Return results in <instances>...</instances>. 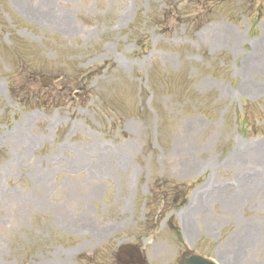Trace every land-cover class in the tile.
I'll return each mask as SVG.
<instances>
[{
    "label": "rangeland",
    "instance_id": "obj_1",
    "mask_svg": "<svg viewBox=\"0 0 264 264\" xmlns=\"http://www.w3.org/2000/svg\"><path fill=\"white\" fill-rule=\"evenodd\" d=\"M178 1H0V264H114L122 242L264 264V17L221 0L240 21L193 30ZM170 181L183 206L156 202Z\"/></svg>",
    "mask_w": 264,
    "mask_h": 264
},
{
    "label": "bare ground",
    "instance_id": "obj_2",
    "mask_svg": "<svg viewBox=\"0 0 264 264\" xmlns=\"http://www.w3.org/2000/svg\"><path fill=\"white\" fill-rule=\"evenodd\" d=\"M243 194V190H240V192H239V195H242ZM230 195V194H229ZM221 201H223V202H225V201H232V202H235L232 198H229L228 196H226V195H222L221 196ZM180 220V222H182V218L181 219H179ZM182 224H183V222H182Z\"/></svg>",
    "mask_w": 264,
    "mask_h": 264
}]
</instances>
